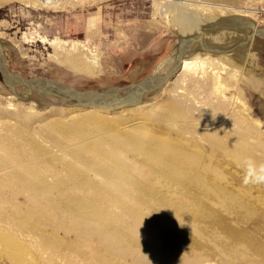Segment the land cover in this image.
<instances>
[{
  "label": "bare ground",
  "instance_id": "1",
  "mask_svg": "<svg viewBox=\"0 0 264 264\" xmlns=\"http://www.w3.org/2000/svg\"><path fill=\"white\" fill-rule=\"evenodd\" d=\"M196 1L169 0L167 11L180 42L197 37L173 80L200 83V102L179 87L158 90L171 96L154 108L144 96L93 104L46 84L13 93L0 87V247L7 255L24 256L14 233L26 232L38 245L63 243L86 264H264V133L230 92L258 26H243V12L198 25L184 6ZM40 41L67 46L57 37ZM49 96L65 103L54 106Z\"/></svg>",
  "mask_w": 264,
  "mask_h": 264
},
{
  "label": "rangeland",
  "instance_id": "2",
  "mask_svg": "<svg viewBox=\"0 0 264 264\" xmlns=\"http://www.w3.org/2000/svg\"><path fill=\"white\" fill-rule=\"evenodd\" d=\"M6 1L0 0V47L4 52L3 58L7 70L24 78L48 79L79 92L100 91L138 83L151 77V74L154 75V70L156 71L157 67L164 63L160 73L154 76V78L162 77L169 73L176 63L175 57L168 59L180 42V37L171 29L172 14L167 11L169 0H86L83 4L61 3L53 8L34 3L35 0ZM196 2L184 6L190 8L189 11L198 25L202 24L205 27L221 19L234 20L240 16H236L238 12H243L246 15L241 22L243 26L248 22L252 23L253 27L257 25L258 29L264 28V0H197ZM55 37L66 41L67 46L56 49L40 41V38L52 40ZM144 40H147L145 46ZM237 49L247 48L239 46ZM248 55L249 63L243 69L245 72L237 71L233 80L235 89L231 88L230 92H237L243 111L248 114L247 117L244 116L250 121L248 123L257 125L255 127L259 126L258 129L262 127L260 130L263 129L264 133V110L258 107L260 102H264V41L255 37ZM235 60L241 64L245 60V55L239 53ZM175 73L177 71L161 85V89L158 88L144 95V100L152 103L149 104L150 107L161 106L169 101L167 96H171V93L168 95L164 92L157 93L164 87L169 88L168 90L172 88L176 90V87H179L185 90L184 92L191 99L196 97L194 102L205 99L203 90H199L203 88L200 83L195 84L194 80L188 81L185 77H178L174 81L177 75ZM170 81L174 82L170 83ZM3 85L0 74V87L5 86ZM16 89L18 92H23L26 88L16 86ZM35 96L38 98L37 95ZM46 99L57 107L65 103L63 99L53 100L51 96ZM5 102L6 100L2 99L0 108L4 107ZM216 103V101L212 102L214 105ZM45 104L51 106L49 103ZM196 105V109L198 107L202 109L199 104ZM41 108L35 109L40 112L47 110V107ZM216 108L219 115L221 110L218 106ZM44 140L43 144L40 139L41 144L49 145V139ZM15 201L22 203L21 196H17ZM6 204L10 208V203ZM30 217L33 218L31 221L36 220L35 216ZM1 229H5L4 226ZM14 235L19 238L24 256L7 255L0 247V264H86L59 241H50L57 242L55 245L52 243L50 245L48 242L47 245L42 246L36 243V236L33 234L28 236L26 232H18ZM32 235L34 238H31ZM30 241L32 242L29 243ZM35 243L37 246L34 245ZM260 243L264 247V240H260ZM39 246L43 247L44 251L43 249L40 251ZM48 246L54 247L57 251L49 250Z\"/></svg>",
  "mask_w": 264,
  "mask_h": 264
},
{
  "label": "water",
  "instance_id": "3",
  "mask_svg": "<svg viewBox=\"0 0 264 264\" xmlns=\"http://www.w3.org/2000/svg\"><path fill=\"white\" fill-rule=\"evenodd\" d=\"M245 25L250 29H253V24L245 22ZM255 34L257 37L264 41V28H259ZM197 37H193L188 41L179 42L177 45V49L175 52V65L172 70L162 77H147L143 81H140L135 84H129L123 87H110L100 91H85L79 92L71 87H67L60 83L50 81L44 78L31 79L24 78L21 75L16 73H12L8 71L4 64V58L0 47V74L3 80L4 85L8 88L10 92L13 93V89L16 86H23L26 90L32 89L30 87H35L37 84H46L47 86L54 87L55 90L59 93H64L69 98L76 100V102L83 103L84 101L93 104L98 103H115L120 100L121 102H131V103H139L141 102L143 96L146 93L154 92L157 90L162 83H164L167 79L173 76V73L176 72L179 68L180 58L189 52L191 44L196 41ZM153 78V79H152ZM36 95L43 99V92H36ZM118 104V103H117ZM79 106L81 104H78ZM119 105V104H118ZM115 105V106H118Z\"/></svg>",
  "mask_w": 264,
  "mask_h": 264
},
{
  "label": "built area",
  "instance_id": "4",
  "mask_svg": "<svg viewBox=\"0 0 264 264\" xmlns=\"http://www.w3.org/2000/svg\"><path fill=\"white\" fill-rule=\"evenodd\" d=\"M49 1H51L52 3L58 5V4H61V3H76V4H78V2L80 0H49Z\"/></svg>",
  "mask_w": 264,
  "mask_h": 264
}]
</instances>
